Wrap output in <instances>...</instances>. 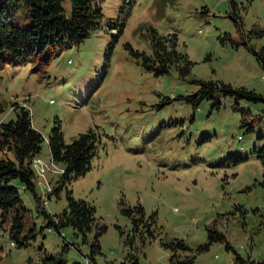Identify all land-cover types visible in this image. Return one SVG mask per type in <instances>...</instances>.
Wrapping results in <instances>:
<instances>
[{
	"label": "rangeland",
	"instance_id": "1",
	"mask_svg": "<svg viewBox=\"0 0 264 264\" xmlns=\"http://www.w3.org/2000/svg\"><path fill=\"white\" fill-rule=\"evenodd\" d=\"M92 2L101 10L99 26L79 43L46 46L20 63L10 54L0 61V123L21 105L43 136L39 163L32 165L44 205L38 207L19 180L8 182L25 210L15 237V212L3 218L0 210V264L47 255L88 264L101 225L97 264H264V102L216 90L197 105L188 101L200 88L193 79L244 86L264 97V72L244 45L257 50L264 43V0ZM61 6L68 17L70 0ZM0 7L6 21L29 25L25 0H0ZM108 20L122 27L115 41ZM150 27L175 34L176 49L193 62L184 78L175 69L155 75L128 49L150 54ZM56 125L66 143L92 128L100 144L88 171L48 198L63 172L47 142ZM66 187L95 208L96 225L85 237L71 226L55 230L41 212L63 211ZM127 206L144 210L137 228L121 211ZM133 216L140 218L135 209ZM209 226L225 240L208 242ZM178 240L185 248L162 245Z\"/></svg>",
	"mask_w": 264,
	"mask_h": 264
},
{
	"label": "trees",
	"instance_id": "2",
	"mask_svg": "<svg viewBox=\"0 0 264 264\" xmlns=\"http://www.w3.org/2000/svg\"><path fill=\"white\" fill-rule=\"evenodd\" d=\"M6 2L7 0H2ZM30 14V23L27 26H20L6 21V16L0 14V61L3 62L6 54H10L9 60L13 63L23 62L29 55L36 51L43 50L46 46L53 49L67 47L79 43L86 38L91 31L99 26L101 10L92 0H70L71 14L67 17L62 9L61 0H25ZM3 8L0 7V12ZM115 33L113 41L122 32V27H118L110 20L105 27ZM256 36L261 35V30L253 31ZM149 38L151 53L133 51L130 44L126 46L131 50L137 62L145 69L151 70L155 75H162L175 69L178 75L184 78L190 73L193 62L186 54L176 49L175 34L160 35L155 28H149ZM244 45L250 49L257 64L264 72V43L259 49ZM200 88L198 92L188 98L197 105L200 99L213 98V92L219 91L224 96L236 99H246L252 102L262 101L264 97L249 90L244 86H232L221 81H205L193 79ZM17 104V103H13ZM219 102L214 101L213 107H218ZM15 117L0 123V210L3 218L6 214L14 211L11 221V235L15 237L22 228L21 212L24 211L17 190L8 185L11 179L20 181L22 188L32 193L37 201L38 207L44 206L40 196L36 191L34 182L35 169L32 162L40 153L42 134L32 126L28 108L18 105L14 109ZM48 148L50 159L54 163L62 164L63 172L58 176V180L53 189L47 193L57 196L62 186L84 175L90 168L91 161L98 151L100 144V133L90 128L79 133L69 143L64 142L63 134L59 125L52 127L48 134ZM67 205L60 213L49 214L42 209L45 217L51 218L47 223L58 230L64 226H71L76 232L86 236L92 226L96 225L95 208L83 199L75 198L70 189L66 187ZM47 200V198H46ZM124 204V203H122ZM139 214L134 217L133 212ZM122 213L132 218L135 228L144 216L141 206H127L121 208ZM106 231V226L97 227L94 239L90 244V254L88 264H97L93 254L100 251L99 237ZM208 242L223 241L225 236L217 231L213 226L207 228ZM150 235H154L150 232ZM165 248L173 249L174 246L185 248L181 240L172 242H162ZM208 243L200 246L201 250L207 249ZM228 248V246H227ZM193 259L191 256L186 263ZM27 264H65L62 258L54 255H47L37 262L29 261ZM73 264H80L74 262ZM120 264H124L121 262ZM132 264H136V260ZM245 264H259L253 260Z\"/></svg>",
	"mask_w": 264,
	"mask_h": 264
},
{
	"label": "bare ground",
	"instance_id": "3",
	"mask_svg": "<svg viewBox=\"0 0 264 264\" xmlns=\"http://www.w3.org/2000/svg\"><path fill=\"white\" fill-rule=\"evenodd\" d=\"M35 160V161H34ZM33 160V162H37V165H38V163H39V160L36 158V159H34Z\"/></svg>",
	"mask_w": 264,
	"mask_h": 264
}]
</instances>
